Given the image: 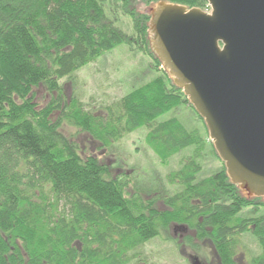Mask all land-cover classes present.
<instances>
[{"label":"trees","instance_id":"obj_1","mask_svg":"<svg viewBox=\"0 0 264 264\" xmlns=\"http://www.w3.org/2000/svg\"><path fill=\"white\" fill-rule=\"evenodd\" d=\"M106 1L0 0V264H130L170 226L208 242L218 264H238L250 233L260 252L246 264H264V215L239 217L264 203L245 200L224 166L201 177L207 139L175 118L157 122L181 106L193 108L159 70L147 40L149 17L126 12L134 23V36H127L107 18ZM144 1L208 10L205 0ZM134 41L160 76L98 112L67 97L62 80L75 82L79 70ZM40 90L49 96L41 107ZM64 124L101 151L146 128L145 144L163 166L192 150L166 176L175 189L163 196L166 209L129 196L126 183L61 133Z\"/></svg>","mask_w":264,"mask_h":264},{"label":"water","instance_id":"obj_2","mask_svg":"<svg viewBox=\"0 0 264 264\" xmlns=\"http://www.w3.org/2000/svg\"><path fill=\"white\" fill-rule=\"evenodd\" d=\"M205 2L208 11L149 5V48L202 119L229 183L264 203V0Z\"/></svg>","mask_w":264,"mask_h":264},{"label":"rangeland","instance_id":"obj_3","mask_svg":"<svg viewBox=\"0 0 264 264\" xmlns=\"http://www.w3.org/2000/svg\"><path fill=\"white\" fill-rule=\"evenodd\" d=\"M148 7L144 0H107L104 4L107 18L131 37L134 36V23L126 12L142 15ZM159 72L155 71L152 58L141 52L134 41L131 46H120L79 70L75 74V82L65 79L60 83L64 86L67 97L74 95L87 109L98 112L132 89L160 76ZM48 101L49 96L42 90L36 92L35 102L39 107ZM55 118L56 114L52 120ZM172 118L177 119L187 130H196L202 138L207 139L201 177H208L221 170V161L208 153L212 144L204 123L194 111L181 106L163 115L157 122ZM60 131L78 145L82 156H95L107 166L110 178L126 183L129 196L137 194L141 200L153 199L154 208L158 211L166 209L162 202L163 196L172 195L175 190L167 185L166 176L176 171L181 161L192 153V150H185L171 158L167 166H163L145 144L148 132L146 128L126 135L110 151L98 150L85 134L73 127L64 124ZM260 215H264V207L256 206L254 209L245 208L239 217ZM242 242L245 250L240 248L238 264H246L260 252L255 237L250 233L242 237ZM139 252L140 258L130 264H193L194 259L199 264H218L210 244L206 241L199 242L193 231L184 227L170 226L160 237L145 244Z\"/></svg>","mask_w":264,"mask_h":264},{"label":"flooded vegetation","instance_id":"obj_4","mask_svg":"<svg viewBox=\"0 0 264 264\" xmlns=\"http://www.w3.org/2000/svg\"><path fill=\"white\" fill-rule=\"evenodd\" d=\"M194 236H196V234L193 232Z\"/></svg>","mask_w":264,"mask_h":264},{"label":"built area","instance_id":"obj_5","mask_svg":"<svg viewBox=\"0 0 264 264\" xmlns=\"http://www.w3.org/2000/svg\"><path fill=\"white\" fill-rule=\"evenodd\" d=\"M208 11V10H207Z\"/></svg>","mask_w":264,"mask_h":264}]
</instances>
